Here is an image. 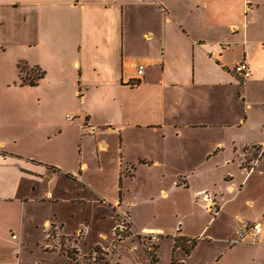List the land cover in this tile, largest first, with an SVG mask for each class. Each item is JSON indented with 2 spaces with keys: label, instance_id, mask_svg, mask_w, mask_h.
I'll list each match as a JSON object with an SVG mask.
<instances>
[{
  "label": "crops",
  "instance_id": "1",
  "mask_svg": "<svg viewBox=\"0 0 264 264\" xmlns=\"http://www.w3.org/2000/svg\"><path fill=\"white\" fill-rule=\"evenodd\" d=\"M257 147L264 0H0V264H84L124 213L112 264H149L139 233L156 264H264Z\"/></svg>",
  "mask_w": 264,
  "mask_h": 264
},
{
  "label": "rangeland",
  "instance_id": "2",
  "mask_svg": "<svg viewBox=\"0 0 264 264\" xmlns=\"http://www.w3.org/2000/svg\"><path fill=\"white\" fill-rule=\"evenodd\" d=\"M249 152V151H248ZM40 154H42L41 156L42 157H45L47 156L48 152L46 151L45 148H42L40 150ZM252 155V158H259L262 159V157H264V149L262 147H257L256 149H252V152L251 154ZM7 208H9L11 211L14 210L15 206L13 204L9 205ZM160 212L159 213L161 215L160 219H158V222L157 224H161L162 221H164V223L169 226V228L171 230H175V226H178V221H177V218H176V215H175V212H176V209L170 206H164L163 209H161L160 207ZM186 219H189V218H186ZM188 221V220H186ZM2 223V222H1ZM4 225V228L6 229L7 228V223H2ZM130 223H127L125 224L124 228L122 231H119L121 234V237H119V233L118 235L115 237V239H117L116 241L112 242V240H109L107 243H106V247H109L110 249H113L114 251V247H116V249L118 248V244L127 238L128 234L131 232L130 230ZM0 230H1V227H0ZM50 240L54 243V242H57L59 243L60 245V252L65 254L67 251H73L74 249H77L75 247V244H72V240L73 239H70V240H67L66 237H61L59 239V237L54 233L52 232L51 236H50ZM131 241V244L130 245H133V244H136L138 246H141L143 247V249L145 250L146 252V255L148 256V262L149 264H156V260H157V250L158 248H156L155 246H158L160 245V242H161V239L159 236L157 235H152V234H137L133 240L132 239H129ZM136 241V242H135ZM137 241L140 242L137 243ZM53 247V249H57L55 248V245L54 246H51ZM50 249V248H49ZM53 249H50L52 251H54ZM63 249V251H62ZM101 251L98 253L96 252H92L91 254H88L86 255L84 258H83V263L84 264H94L95 263V257H101L103 258L102 262L103 263H107V264H112V259H113V256L110 257V249L107 250L108 248H101ZM115 249V251H116ZM167 247L165 246L164 249H163V254L161 255V264H169V261L166 260V254L168 253L167 251ZM167 251V252H166ZM76 255V254H75ZM155 260V261H154ZM123 264H133L134 261L133 259L128 256L127 254H125L123 256ZM97 263V262H96Z\"/></svg>",
  "mask_w": 264,
  "mask_h": 264
},
{
  "label": "built area",
  "instance_id": "3",
  "mask_svg": "<svg viewBox=\"0 0 264 264\" xmlns=\"http://www.w3.org/2000/svg\"><path fill=\"white\" fill-rule=\"evenodd\" d=\"M143 66H140L138 69V73L140 75L143 74ZM236 73H238L243 79H246L250 75V69L247 62L243 61L239 63L235 68ZM90 133H95V128L90 127ZM123 222L124 224L130 223V216L127 213L123 214ZM262 231V227L260 224L249 225L245 227V229H240L238 231V239L243 240L247 233H251V240L256 241L259 237V234Z\"/></svg>",
  "mask_w": 264,
  "mask_h": 264
},
{
  "label": "trees",
  "instance_id": "4",
  "mask_svg": "<svg viewBox=\"0 0 264 264\" xmlns=\"http://www.w3.org/2000/svg\"><path fill=\"white\" fill-rule=\"evenodd\" d=\"M30 83L31 84H34L35 83V80L34 79H32L31 81H30ZM156 248H159V245L158 246H155ZM62 251H63V249H62ZM101 251V249H100V246H96L95 248H94V252H96V253H98L99 254V252ZM187 251H189V249H187ZM78 253V250L77 249H74L73 251H67L65 254H67L68 256H70V257H72V258H74V259H76V255L75 254H77ZM102 260H103V258H101V257H95V263L94 264H107V263H103L102 262ZM155 261V260H154ZM157 261V260H156ZM97 262V263H96Z\"/></svg>",
  "mask_w": 264,
  "mask_h": 264
}]
</instances>
